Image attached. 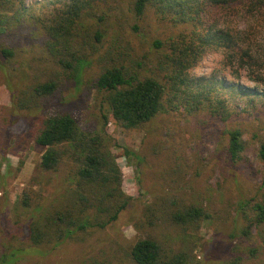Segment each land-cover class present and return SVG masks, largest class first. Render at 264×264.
<instances>
[{
  "label": "rangeland",
  "instance_id": "obj_1",
  "mask_svg": "<svg viewBox=\"0 0 264 264\" xmlns=\"http://www.w3.org/2000/svg\"><path fill=\"white\" fill-rule=\"evenodd\" d=\"M58 1L22 3L46 19ZM200 19L198 31L209 25L227 29L239 34L238 45L264 54V26L242 6L224 14L203 13ZM133 22L124 17L115 27L119 38L109 36L92 62L74 74L48 64L36 67L43 60L29 53L24 58L34 67H21L17 61L15 67H0V264H133L131 246L149 236L161 245L160 264H264V221H256L253 208L264 202V164L258 155L264 143V99L235 90L236 85L261 89L249 77L264 73V64L243 68L234 57L226 60L220 51L208 50L192 74L232 84L216 91L226 100L227 120L204 111L189 114L183 107H163L143 127L126 128L111 117L96 81L109 56L124 57L136 72L156 63L158 53L149 37L161 35L162 28L152 22L144 40L133 33ZM23 29L26 34L32 30L27 24ZM48 77L57 78L56 92L38 108L18 109V91L29 81ZM55 112L72 114L81 132L102 136L119 169L121 191L132 199L103 228L76 231L62 241L56 233L34 245L30 241L34 223L42 226L44 212L65 207L79 183L77 177L67 176L69 168L73 170L67 154L57 172L40 167L44 148L34 138L43 119ZM229 127H240L245 141V150L235 162L222 149V131ZM123 146L134 150L139 160L126 156ZM189 204L210 215L192 223L175 221L172 212ZM13 251L17 260L3 262Z\"/></svg>",
  "mask_w": 264,
  "mask_h": 264
},
{
  "label": "trees",
  "instance_id": "obj_2",
  "mask_svg": "<svg viewBox=\"0 0 264 264\" xmlns=\"http://www.w3.org/2000/svg\"><path fill=\"white\" fill-rule=\"evenodd\" d=\"M22 1L0 0V67H15L16 61L21 67H34L24 58L29 53L43 60L36 67L48 64L74 74L92 62L91 57L109 36L112 40L119 38L115 27L122 24L124 17L134 19L130 28L144 40L152 22L162 28L161 35L149 37L150 46L158 53L156 63L145 64V69L140 67L141 71L136 72L133 64H125L124 57L109 56L97 77V91L111 117L126 128L143 127L163 107H183L189 114L204 111L220 121L227 120L230 111L226 100L216 91L218 86L230 88L232 84L224 79L217 81L214 76L203 80L192 74L208 50L220 51L226 60L234 57L239 67L253 69L258 63L264 64V54L243 43L238 45L239 34L210 25L206 31H198L203 13L224 14L238 5L264 26V0H59L46 19L27 10ZM24 24L31 26L30 34L25 33ZM136 65L141 66L142 60ZM249 78L262 88L236 85V93L264 99V73ZM57 88L56 77L29 81L18 91V109L38 108ZM102 118L106 123V115ZM221 139L227 157L232 162L239 160L245 150L241 128L224 129ZM34 140L44 148L42 170L57 172L67 154L73 168H69L67 176L77 177L79 183L65 207L44 212L42 226L34 223L30 231L32 244L39 245L56 233L62 241L76 231L103 228L117 219L132 198L121 191L119 169L101 135L83 133L72 114L55 112L43 119ZM122 149L126 156L139 160L128 146ZM258 155L264 164V143L260 144ZM253 208L256 221H264V202H256ZM209 215L195 204L172 212L173 219L181 223L196 222ZM160 251V243L149 236L136 240L129 255L133 264H160ZM5 257L3 262L17 260L15 251Z\"/></svg>",
  "mask_w": 264,
  "mask_h": 264
}]
</instances>
